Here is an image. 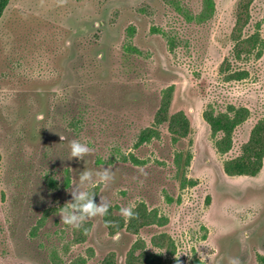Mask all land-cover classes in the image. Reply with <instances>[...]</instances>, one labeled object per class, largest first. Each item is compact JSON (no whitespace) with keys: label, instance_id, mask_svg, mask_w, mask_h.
<instances>
[{"label":"rangeland","instance_id":"374dc122","mask_svg":"<svg viewBox=\"0 0 264 264\" xmlns=\"http://www.w3.org/2000/svg\"><path fill=\"white\" fill-rule=\"evenodd\" d=\"M214 2L203 19L204 0L9 1L0 18V264H102L110 253L126 264L138 240L165 253L152 244L161 233L180 264H264V167L255 177L223 167L264 119V0L253 1L244 29L260 35L262 56L242 59L232 39L238 0ZM169 87L170 114L185 112L192 132L174 142L163 124L144 140ZM230 105L250 117L221 154L203 113ZM72 139L93 151L71 158ZM188 153L180 169L176 158ZM104 166L115 173L106 185L95 176ZM85 170L93 180L83 188L99 186L98 202L116 215L144 203L168 224L113 239L97 216L77 243L78 228L59 214Z\"/></svg>","mask_w":264,"mask_h":264},{"label":"trees","instance_id":"16d2710c","mask_svg":"<svg viewBox=\"0 0 264 264\" xmlns=\"http://www.w3.org/2000/svg\"><path fill=\"white\" fill-rule=\"evenodd\" d=\"M10 0H0V18L2 17ZM254 0H238L236 10V23L232 33V39L235 42L234 55L237 59L242 56L251 55L257 52V58L262 56V40L258 33L244 37V29L251 20V5ZM215 11L214 0H204V10L201 14L203 19H208ZM247 72L239 73L238 79L246 78ZM174 87L167 88L161 100L160 107L155 115V122L152 128L144 132L142 139L149 141L153 137L159 136L156 129L163 124L168 125V130L174 142H179L190 136L192 132L191 122L185 112L179 111L170 114V107L173 97ZM250 117V111L246 107L236 108L230 105L226 112H216L209 106L203 113L205 122L210 126L212 136L216 138V148L219 153L227 154L234 145V133L236 129L245 123ZM220 136V138H217ZM191 154L188 153L183 160L181 154L176 158V164L180 169H185L190 165ZM224 171L228 176H257L264 167V119L259 120L253 127L249 140L242 146L241 153L232 159L224 162ZM96 195L94 199L98 202L100 187L95 186L89 190ZM136 215L131 218H124L114 213L112 207L109 208V214L103 217L104 225L106 220L116 221L115 225H107L109 234L112 236L116 232L125 230L131 234H138L142 229L150 226H166L168 218L161 217L157 211L147 208L144 203L139 204L133 209ZM93 227L92 221L87 220L75 233V241L79 244L86 242ZM87 229V231L85 230ZM154 247L165 250L163 252L153 253L146 250V243L138 240L129 250L126 256V264H180L173 257L176 254V246L172 238L166 233H161L152 238ZM90 256L94 251L90 249ZM264 263V257H260ZM86 260H80L76 264H87ZM102 264H117L115 253H110L105 257Z\"/></svg>","mask_w":264,"mask_h":264},{"label":"clouds","instance_id":"9594fccd","mask_svg":"<svg viewBox=\"0 0 264 264\" xmlns=\"http://www.w3.org/2000/svg\"><path fill=\"white\" fill-rule=\"evenodd\" d=\"M98 60L103 58V53H98ZM65 137L61 136V140ZM70 147L71 158L83 159L84 156L93 151V149L79 139H72L68 141ZM114 171L111 167H103L102 170L98 171L95 176L103 184H107L114 178ZM93 180V174L89 170H85L80 173L79 184H76L70 189L72 199L66 203L62 208H60L61 221L67 225L80 228L87 220L93 217H105L109 214L110 202L104 198L100 197L99 202L94 199L96 195L94 192L87 191L83 188L85 183H91ZM134 206H122L119 212L124 218H131L136 215L133 210ZM117 222L112 220H106L105 224L115 225ZM87 231V229H85ZM119 232L112 235L113 239H119ZM247 235V234H245ZM228 264H241V260L238 256L229 257Z\"/></svg>","mask_w":264,"mask_h":264}]
</instances>
